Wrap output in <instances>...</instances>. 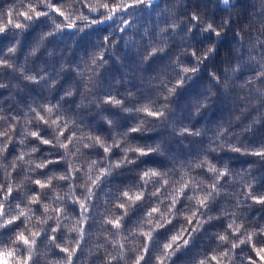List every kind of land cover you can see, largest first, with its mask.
<instances>
[{
	"label": "clouds",
	"instance_id": "9594fccd",
	"mask_svg": "<svg viewBox=\"0 0 264 264\" xmlns=\"http://www.w3.org/2000/svg\"><path fill=\"white\" fill-rule=\"evenodd\" d=\"M0 264H264V0H0Z\"/></svg>",
	"mask_w": 264,
	"mask_h": 264
}]
</instances>
